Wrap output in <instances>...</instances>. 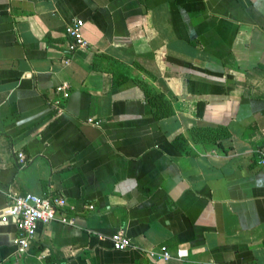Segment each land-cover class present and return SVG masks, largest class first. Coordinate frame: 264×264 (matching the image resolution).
Wrapping results in <instances>:
<instances>
[{"label": "crops", "instance_id": "obj_1", "mask_svg": "<svg viewBox=\"0 0 264 264\" xmlns=\"http://www.w3.org/2000/svg\"><path fill=\"white\" fill-rule=\"evenodd\" d=\"M263 146L264 0H0V213L60 196L74 222L24 253L0 223V264H264Z\"/></svg>", "mask_w": 264, "mask_h": 264}, {"label": "built area", "instance_id": "obj_2", "mask_svg": "<svg viewBox=\"0 0 264 264\" xmlns=\"http://www.w3.org/2000/svg\"><path fill=\"white\" fill-rule=\"evenodd\" d=\"M83 21L74 19L64 28L66 37L70 40L67 44L66 56L64 63H68L70 57L81 50L87 49L89 43L84 39L82 34ZM69 86L63 83L56 87V93L60 94L53 105L57 113H60L61 103L66 100ZM259 164L264 165V146L257 150ZM17 163L21 166L27 164L26 157L23 153L17 154ZM68 209L66 200L60 196H37L31 193L12 196L9 204L0 213V223H14L17 227V236L13 243L18 252H26L30 244L34 241L36 229L39 224L49 225L54 221L62 224H73V220L66 217L65 211ZM87 209L93 210L92 205H88ZM69 210H73L72 207ZM112 247L116 251H125L132 248L130 239L123 231H118L110 237ZM142 252L150 259L167 261L172 259V255L165 249L161 250H142ZM186 256V251L177 250L176 259Z\"/></svg>", "mask_w": 264, "mask_h": 264}, {"label": "trees", "instance_id": "obj_3", "mask_svg": "<svg viewBox=\"0 0 264 264\" xmlns=\"http://www.w3.org/2000/svg\"><path fill=\"white\" fill-rule=\"evenodd\" d=\"M142 88H143V86H142ZM142 90L144 91V94L148 100H154L155 101L160 97V95L155 94L152 90H149L146 87H144ZM179 143H181L182 148H184L186 146V141L184 140V138L181 135L177 136L173 140L174 145H176V144L179 145Z\"/></svg>", "mask_w": 264, "mask_h": 264}]
</instances>
